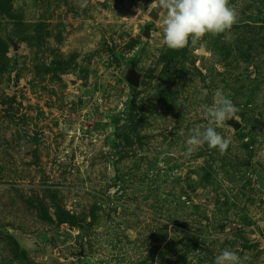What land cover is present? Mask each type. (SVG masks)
Masks as SVG:
<instances>
[{
	"label": "rangeland",
	"instance_id": "1",
	"mask_svg": "<svg viewBox=\"0 0 264 264\" xmlns=\"http://www.w3.org/2000/svg\"><path fill=\"white\" fill-rule=\"evenodd\" d=\"M80 2L0 0V264H264V0L181 50L154 0ZM217 89L242 127L189 155Z\"/></svg>",
	"mask_w": 264,
	"mask_h": 264
},
{
	"label": "clouds",
	"instance_id": "2",
	"mask_svg": "<svg viewBox=\"0 0 264 264\" xmlns=\"http://www.w3.org/2000/svg\"><path fill=\"white\" fill-rule=\"evenodd\" d=\"M88 0H81L78 7H87ZM156 9L162 20V43L171 50L195 47L205 35L216 36L230 30L239 19V11L230 0H154L150 10ZM208 120L206 127L189 130L186 139L187 154L207 144L209 149L224 154L230 146L231 137L217 131L226 122L236 118L239 111L222 89H217L213 104L201 105ZM247 256L224 249L214 259V264H245Z\"/></svg>",
	"mask_w": 264,
	"mask_h": 264
},
{
	"label": "water",
	"instance_id": "3",
	"mask_svg": "<svg viewBox=\"0 0 264 264\" xmlns=\"http://www.w3.org/2000/svg\"><path fill=\"white\" fill-rule=\"evenodd\" d=\"M125 13H127V14H129L131 16H135L136 15V11H134L133 9L125 10ZM148 15L153 21H157L160 18L159 14H158V11L156 9L149 10ZM151 27H152V25L150 23L145 25L144 34L147 37H150L151 34H152L151 33L152 28ZM13 43H14L15 48H18V44L15 43V42H13ZM199 51L205 53L204 47H202ZM126 79L134 87H138L140 85V83H141V74L136 68L135 61L130 64L129 69H128L127 74H126ZM73 83H75V79H73ZM226 123H227L226 124L227 126L233 127L236 131L241 129V127H242V123L237 118H233L232 120H229ZM82 252H83V248H82Z\"/></svg>",
	"mask_w": 264,
	"mask_h": 264
},
{
	"label": "trees",
	"instance_id": "4",
	"mask_svg": "<svg viewBox=\"0 0 264 264\" xmlns=\"http://www.w3.org/2000/svg\"><path fill=\"white\" fill-rule=\"evenodd\" d=\"M115 146H114V148H115V150H117L118 149V147H119V145H120V143H118V142H116V140H115ZM81 228H80V230H81V233L83 232V230L85 229V226H80Z\"/></svg>",
	"mask_w": 264,
	"mask_h": 264
},
{
	"label": "flooded vegetation",
	"instance_id": "5",
	"mask_svg": "<svg viewBox=\"0 0 264 264\" xmlns=\"http://www.w3.org/2000/svg\"><path fill=\"white\" fill-rule=\"evenodd\" d=\"M131 64V63H130ZM130 66V65H129Z\"/></svg>",
	"mask_w": 264,
	"mask_h": 264
}]
</instances>
